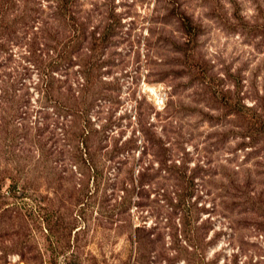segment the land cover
I'll use <instances>...</instances> for the list:
<instances>
[{
	"label": "rangeland",
	"instance_id": "rangeland-1",
	"mask_svg": "<svg viewBox=\"0 0 264 264\" xmlns=\"http://www.w3.org/2000/svg\"><path fill=\"white\" fill-rule=\"evenodd\" d=\"M58 1L4 5L0 264H264V0Z\"/></svg>",
	"mask_w": 264,
	"mask_h": 264
},
{
	"label": "trees",
	"instance_id": "trees-1",
	"mask_svg": "<svg viewBox=\"0 0 264 264\" xmlns=\"http://www.w3.org/2000/svg\"><path fill=\"white\" fill-rule=\"evenodd\" d=\"M10 2V0H3L1 2L0 5V35L2 36L3 34H6V32H8L9 28L11 27L10 25H8V21L7 19H4L5 17V8L4 5L8 4ZM67 5V0H59L57 7L59 9L58 15L59 16H63V12L65 10V7ZM4 9V10H3ZM3 32V34H1ZM74 34H73V40L71 41L74 45V48L79 46V39H78V34L81 33V28L79 29V31L77 29L73 30ZM77 34V35H76ZM82 40H84L82 38ZM91 40V45L93 47H97L98 44L99 45H105L107 43V36H106V32L101 36L99 35V37H95L94 35H92V37L90 38ZM91 52L92 49H90ZM91 100L93 101V96H88L87 93L84 95L80 96V91L79 94L77 95V97H66L65 98V102L67 105H65L66 109H67V113L72 112L75 115H78V119H80V128H78V134L77 133H73V137L78 136V138H83V140H78L77 141V146L74 147L75 150L79 153L80 156H85L87 157V155L89 154V152L92 150V147L90 145H88V139L90 138V131L88 130V120L83 119L81 117V115H84L85 111H84V106L86 103H91ZM235 113H239V111H235ZM72 116V115H71ZM72 118V117H71ZM81 119L82 122H81ZM75 121V120H74ZM105 138H107V136L105 137L104 134H102V136L98 139V142H105ZM75 140V139H73ZM107 153H109V149H107ZM117 148H113V150L110 151V153H117ZM89 169L94 172L97 171L96 167L89 165Z\"/></svg>",
	"mask_w": 264,
	"mask_h": 264
}]
</instances>
